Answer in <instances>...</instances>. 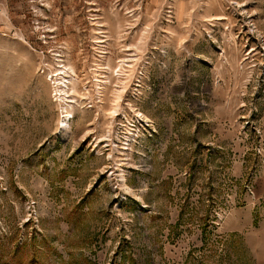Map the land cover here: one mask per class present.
Here are the masks:
<instances>
[{
    "label": "rangeland",
    "instance_id": "rangeland-1",
    "mask_svg": "<svg viewBox=\"0 0 264 264\" xmlns=\"http://www.w3.org/2000/svg\"><path fill=\"white\" fill-rule=\"evenodd\" d=\"M0 264H264V0H0Z\"/></svg>",
    "mask_w": 264,
    "mask_h": 264
},
{
    "label": "bare ground",
    "instance_id": "bare-ground-1",
    "mask_svg": "<svg viewBox=\"0 0 264 264\" xmlns=\"http://www.w3.org/2000/svg\"><path fill=\"white\" fill-rule=\"evenodd\" d=\"M22 39H24V37H22ZM63 66H64V68H63L62 72L59 73L60 75H62V77H61L62 82L59 84H62L64 86L68 87V90L69 89L72 90L73 93H77L78 95L79 94L81 95L82 93H80V91L78 90L79 80L76 78V75H75L76 73H75L74 67L72 65H63ZM133 66H134V64L126 65V62L124 60H122L120 65H118V69L112 70L113 75L118 80L119 86L113 92L112 99L110 102L111 103L110 108L108 109V111H104V115L110 120L111 123L114 121L115 117L120 112H122L123 96H124V93H125L126 89L128 88L131 80H132V74H134L133 73V71H134ZM108 81L109 80H103V79L98 80V83L96 85L97 87H96L95 91H96V94L98 95V97L100 99H102V93H103L102 91H103L104 87L106 86V84L109 83ZM57 90L65 91V92L69 93V91H67L66 88H65V90L59 89L58 84L55 87V91H57ZM60 97H61V99H63L62 94H60ZM66 103H67V105L65 106L66 114L63 117V119L59 121V123L61 124V127L64 129V131L68 132L71 128L72 118L74 117V115H73L74 105H73L72 101L66 100ZM110 122H108L109 125H110ZM120 177L123 180V186L125 187L126 190H128V186L125 183V175L123 172L120 174Z\"/></svg>",
    "mask_w": 264,
    "mask_h": 264
}]
</instances>
